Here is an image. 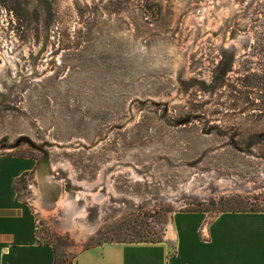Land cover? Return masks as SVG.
<instances>
[{
  "label": "rangeland",
  "instance_id": "1",
  "mask_svg": "<svg viewBox=\"0 0 264 264\" xmlns=\"http://www.w3.org/2000/svg\"><path fill=\"white\" fill-rule=\"evenodd\" d=\"M231 1L0 0V156L58 263L264 209V0Z\"/></svg>",
  "mask_w": 264,
  "mask_h": 264
},
{
  "label": "crops",
  "instance_id": "2",
  "mask_svg": "<svg viewBox=\"0 0 264 264\" xmlns=\"http://www.w3.org/2000/svg\"><path fill=\"white\" fill-rule=\"evenodd\" d=\"M32 161L0 156V264L56 263L54 248L37 239L34 211L14 187ZM71 264H264V213H175L163 242L104 243L80 251Z\"/></svg>",
  "mask_w": 264,
  "mask_h": 264
},
{
  "label": "trees",
  "instance_id": "3",
  "mask_svg": "<svg viewBox=\"0 0 264 264\" xmlns=\"http://www.w3.org/2000/svg\"><path fill=\"white\" fill-rule=\"evenodd\" d=\"M19 158H24V157H19ZM33 159V158H31ZM33 171L28 172V173H24L16 182H15V190H16V184L18 182H22L24 180L25 177L29 176L30 174H32ZM17 192V191H16ZM18 199V198H17ZM248 203H245L243 201H240L237 199V201H233V203L230 201L227 206H228V211H224V212H261L264 213V209H260V208H254L253 206L251 208L248 207ZM250 206V205H249ZM189 212H202V211H189ZM133 242H145V243H156L155 241L151 240V241H133ZM40 244H42L41 242H39ZM117 243H123V242H117ZM47 246H50L48 244H44ZM55 264H65L64 261H61L60 263L57 262ZM71 264V262H70Z\"/></svg>",
  "mask_w": 264,
  "mask_h": 264
},
{
  "label": "bare ground",
  "instance_id": "4",
  "mask_svg": "<svg viewBox=\"0 0 264 264\" xmlns=\"http://www.w3.org/2000/svg\"><path fill=\"white\" fill-rule=\"evenodd\" d=\"M227 1L229 2V5L233 6V5H232V2H233V1H231V0H227ZM67 204H68V208H70V209L72 208V211H74V213H77L76 216L78 217V214H79V210H78V209H79V208H78V209L75 208V206H74V202H69V203H67Z\"/></svg>",
  "mask_w": 264,
  "mask_h": 264
}]
</instances>
